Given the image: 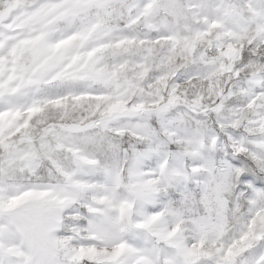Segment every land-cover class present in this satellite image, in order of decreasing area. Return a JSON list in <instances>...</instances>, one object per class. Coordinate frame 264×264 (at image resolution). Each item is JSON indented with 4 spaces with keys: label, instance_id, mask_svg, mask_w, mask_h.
<instances>
[{
    "label": "snow or ice",
    "instance_id": "6c2138e0",
    "mask_svg": "<svg viewBox=\"0 0 264 264\" xmlns=\"http://www.w3.org/2000/svg\"><path fill=\"white\" fill-rule=\"evenodd\" d=\"M0 264H264V0H0Z\"/></svg>",
    "mask_w": 264,
    "mask_h": 264
}]
</instances>
